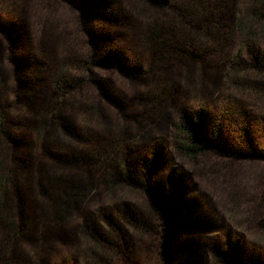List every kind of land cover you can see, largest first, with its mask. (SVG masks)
<instances>
[{
    "label": "rangeland",
    "instance_id": "obj_1",
    "mask_svg": "<svg viewBox=\"0 0 264 264\" xmlns=\"http://www.w3.org/2000/svg\"><path fill=\"white\" fill-rule=\"evenodd\" d=\"M142 1L0 0V165L16 177L12 200L33 216L6 264H31L25 251L43 246L44 234L51 246L75 235L80 213H117L99 204L100 176L113 159L89 161L95 148L104 160L125 149L138 180L107 204L130 201L151 223L117 264H264V97L226 77L246 65L238 74L243 85L264 87V69L248 60H264V32L246 40L230 28L243 17L263 31L264 5L207 0L221 40L214 47L197 36L200 64H190L138 47L135 31L161 10ZM96 46L101 53L93 57ZM67 77L81 83L65 91ZM162 78L169 92L162 88L156 107H146L141 97L148 90L152 99ZM184 109L193 114L187 125ZM212 139L218 143L209 147ZM183 143L205 149L193 157ZM70 187L84 195L66 211L56 201ZM165 198L175 208L168 227L158 204ZM55 207L63 223L53 222ZM71 258L60 255L57 264H86Z\"/></svg>",
    "mask_w": 264,
    "mask_h": 264
},
{
    "label": "trees",
    "instance_id": "obj_2",
    "mask_svg": "<svg viewBox=\"0 0 264 264\" xmlns=\"http://www.w3.org/2000/svg\"><path fill=\"white\" fill-rule=\"evenodd\" d=\"M254 1L258 6L264 5V0ZM144 2L145 0L142 1L143 4ZM146 2H150V0H146ZM152 2H158L161 10L154 16L156 19L150 20L149 23L148 20L143 22L141 29L139 28L135 31L139 47L147 51L149 50L152 54L169 55L190 64H200L199 51L196 50V45L198 44L197 36L200 38L206 35L209 37V45H213L214 47L219 45L221 38H216L212 30L219 23V18H216L213 12L210 13L206 9L207 0H152ZM252 22L247 21L243 17H236L230 28L240 32L243 37L247 38L246 40H258L261 32H264V30L261 31L255 28L252 26ZM248 60L252 61V64L257 69H264L263 59L257 58L254 61L252 57H249ZM245 66L241 68L234 67V73L228 69L230 75L227 72L226 77L229 76L232 82L238 85L241 84L243 88L249 86V91H257V88H259L261 90L260 96L264 97V87L261 88L258 85L249 84L248 82H246L245 86L243 85V79H240L238 74L247 70ZM163 81L164 78L156 81L160 85L152 93V99H149L148 90H146L141 97L143 105L148 106V108L156 107L158 104L157 101L162 99L160 97L162 96V92L166 94L162 88L168 91L164 87L168 82L163 83L162 86ZM88 109L89 112H92L94 108L89 107ZM87 115L89 117L93 114L89 113ZM192 115V112L190 113L189 110L184 109L181 115L182 123L186 125L190 124L193 118ZM1 116L2 112L0 113ZM1 125L0 121V134L3 132ZM217 143V139H212L208 146H215ZM119 145L121 144L119 143ZM181 148L185 153L194 157L197 153H201L205 149V146L202 149L199 145L193 146L185 143ZM111 149L112 147H109L106 151H110ZM114 150H116L114 155L110 156L109 154L104 160V156L95 148L88 152V158L91 159V156L94 154L102 162L105 161V163L113 159L112 166L109 169L106 167L105 170L108 169L107 172L100 176L98 198L99 204H102L103 208H105V205L111 204L117 213L111 214L101 209L97 212L99 219L92 212L89 214L80 213L77 215L79 220L77 221L78 228L76 229L77 231L75 230V235H57L56 245H52L57 247V249L52 248L50 244L52 241H47V235L44 234L43 246L40 245L38 249L36 247V250L31 249L32 252L25 251L31 264H57V258L63 254L70 255V259H72L71 257L76 258L79 263L83 260L86 264H117L119 259L127 257L130 251L137 249L139 242L138 235L140 236L139 239L148 236V231L151 230V223L148 221L149 217L146 211L144 212L137 205L126 200L107 204L110 197L115 196L117 192L120 193L127 186H133L138 182L136 176L133 175L135 168L134 170L127 168L129 167L127 164L128 154L125 149L116 148L111 150V152ZM98 158L96 160H99ZM16 160L19 161L18 159ZM72 177H74L73 182H77L74 184H79L78 182L81 177H75V175ZM15 178L12 169L6 163L3 164L2 162L0 165V264L7 263L4 255L14 253V247L19 240L24 239L33 220V216L29 210H24L22 205H19V203L16 204L12 200L13 191H17L18 189ZM17 195L20 198L21 192L19 193L18 191ZM83 195L84 191L81 189L70 187L65 190L64 196L61 195L58 197L56 206L61 204L63 209L68 211L71 206V201H75V199ZM158 204L162 213L165 215L166 227H168V220L172 216L175 208H172L169 198H165L163 201L158 202ZM55 208V210L53 209L54 211L52 210L55 216L52 217L53 222L55 221L57 224L58 222L63 223L62 215H57L58 212L59 214L64 213L63 210L58 207ZM120 218L124 221V224L120 223ZM261 223L264 226V222ZM106 225L110 229L106 228ZM5 243H7L5 245L6 248H3ZM47 243L48 246L45 247Z\"/></svg>",
    "mask_w": 264,
    "mask_h": 264
},
{
    "label": "flooded vegetation",
    "instance_id": "obj_3",
    "mask_svg": "<svg viewBox=\"0 0 264 264\" xmlns=\"http://www.w3.org/2000/svg\"><path fill=\"white\" fill-rule=\"evenodd\" d=\"M123 15V14H122ZM85 29H86V27H85ZM87 30V29H86ZM89 32H91V33H93V29L91 28V30H88ZM134 36V39L136 40V42H137V44H138V47H139V43H138V41H137V38H136V35H133ZM110 37L111 36H109V39H110ZM114 39V37H112V39H110V40H112V41H114L113 40ZM97 42L100 44V45H102L101 44V42H100V38H97ZM102 47V46H101ZM139 48H141V47H139ZM97 50V51H96ZM101 52H99V47H95V49H94V51H93V54H92V56L93 57H97L99 54H100ZM92 78H95V80H97V78H96V76H95V74H93L92 75ZM91 78V79H92ZM61 81H62V83L65 85L64 86V90L66 91V90H68V91H70V89H72V88H74V86L75 85H77V84H79V83H81V79L80 78H76V77H74V78H70V77H67L65 80H63V78L61 79ZM90 151V150H89ZM88 151V152H89ZM88 152H87V154H88ZM88 156H89V154H88ZM88 156L86 157L89 161H97L96 159L98 158L97 156H95L94 154L91 156L93 159H95V160H93L92 158L91 159H89L88 158ZM78 157H73V158H70L69 159V161L70 162H68V163H66V164H69V163H72V165H74L75 163L74 162H76V159H77ZM82 159V158H81ZM71 160H72V162H71ZM127 164H128V166L129 167H127V168H129L130 170L132 169V163H131V160H130V158H129V156H128V158H127ZM132 166V167H131Z\"/></svg>",
    "mask_w": 264,
    "mask_h": 264
}]
</instances>
